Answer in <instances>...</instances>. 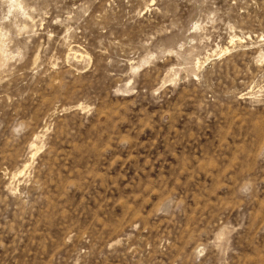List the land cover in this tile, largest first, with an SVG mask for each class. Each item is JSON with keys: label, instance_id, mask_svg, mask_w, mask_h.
<instances>
[{"label": "rangeland", "instance_id": "obj_1", "mask_svg": "<svg viewBox=\"0 0 264 264\" xmlns=\"http://www.w3.org/2000/svg\"><path fill=\"white\" fill-rule=\"evenodd\" d=\"M0 264H264V0H0Z\"/></svg>", "mask_w": 264, "mask_h": 264}]
</instances>
